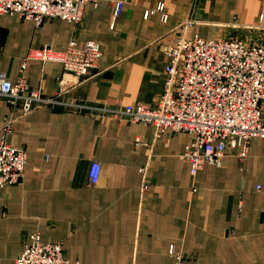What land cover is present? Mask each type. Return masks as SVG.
<instances>
[{
	"label": "crops",
	"instance_id": "1",
	"mask_svg": "<svg viewBox=\"0 0 264 264\" xmlns=\"http://www.w3.org/2000/svg\"><path fill=\"white\" fill-rule=\"evenodd\" d=\"M244 27L264 41V0H101L84 4L79 24L0 17V72L55 99L23 116L0 96V140L13 120L6 142L26 153L22 181L0 188V264H14L33 233L60 243L73 264H174L170 248L184 264H264V140H252L244 160L237 148L193 177L187 134L155 137L110 115L156 106L179 37L220 40ZM89 42L102 56L82 82L61 85L60 64L26 60L30 49Z\"/></svg>",
	"mask_w": 264,
	"mask_h": 264
},
{
	"label": "built area",
	"instance_id": "2",
	"mask_svg": "<svg viewBox=\"0 0 264 264\" xmlns=\"http://www.w3.org/2000/svg\"><path fill=\"white\" fill-rule=\"evenodd\" d=\"M87 2L98 7L101 0H0V17L16 16L31 20L37 26L46 20L79 24ZM122 8L121 2L115 4V19ZM151 13L147 12L145 17ZM241 29L247 34L220 40L179 37L166 52L165 85L156 106L151 109L141 104L129 105L110 115L116 120L150 126L155 137L166 131L187 134L190 140L182 158L190 164L193 177L202 165H218L237 148L240 150L238 157L244 160L250 142L264 140L261 117L264 41L251 40L248 32L252 28ZM101 56L102 49L97 43L89 42L81 49L70 43L61 52L48 47L30 49L26 60L60 64L63 71L59 84L63 85L70 76L79 82L90 77ZM0 96L7 98L11 106H18L23 116L55 102V99L44 98L40 92L29 90L23 78L12 84L1 72ZM12 122L8 120L2 129L0 188L17 185L24 177L26 153L22 148L9 145L5 139ZM99 171V164L92 163L88 172L89 184L97 183ZM140 171L144 173L145 169ZM169 252L174 256V264H184L173 248ZM14 264L73 263L65 258L60 243H44L38 233H33Z\"/></svg>",
	"mask_w": 264,
	"mask_h": 264
},
{
	"label": "rangeland",
	"instance_id": "3",
	"mask_svg": "<svg viewBox=\"0 0 264 264\" xmlns=\"http://www.w3.org/2000/svg\"><path fill=\"white\" fill-rule=\"evenodd\" d=\"M252 30V29H251ZM233 36H235V35H230V36H228L227 38H229V37H233ZM177 41V40H176Z\"/></svg>",
	"mask_w": 264,
	"mask_h": 264
}]
</instances>
